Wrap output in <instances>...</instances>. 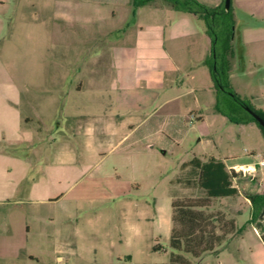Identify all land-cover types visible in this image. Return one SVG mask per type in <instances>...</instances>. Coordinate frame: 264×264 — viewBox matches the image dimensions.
<instances>
[{"label": "rangeland", "instance_id": "rangeland-1", "mask_svg": "<svg viewBox=\"0 0 264 264\" xmlns=\"http://www.w3.org/2000/svg\"><path fill=\"white\" fill-rule=\"evenodd\" d=\"M253 2L238 13L235 49L245 27L264 26V0ZM161 15L155 8L137 10L130 0H0V264H170L177 189L171 181L182 163L198 156L232 164L248 150L264 161L258 125L235 124L211 107L209 147L190 127L182 142L157 144L142 168L119 165L121 132H93L113 113L115 64H124L125 76L135 74L126 65V45L135 44L140 23ZM189 16L202 35L196 36L200 46L190 41L176 55L185 65L202 56L204 40L211 49L205 23ZM245 59L233 68L231 85L240 96L239 84L262 76ZM201 68L213 86L208 67ZM253 84L254 93L264 92ZM149 145L143 142L145 153ZM29 170L35 178L25 176ZM263 178L255 182L264 193ZM222 204L232 217L242 212L238 225L246 228L241 249L236 240L222 249L225 263L259 264L264 211L252 224L244 198ZM60 242L71 246L64 261ZM199 264L221 263L206 255Z\"/></svg>", "mask_w": 264, "mask_h": 264}, {"label": "crops", "instance_id": "crops-1", "mask_svg": "<svg viewBox=\"0 0 264 264\" xmlns=\"http://www.w3.org/2000/svg\"><path fill=\"white\" fill-rule=\"evenodd\" d=\"M198 1L211 8L220 7L223 3V0ZM253 1L232 0L235 15L234 40L237 35L238 13L242 12L244 7L251 6L254 3ZM130 3L135 7L134 0H130ZM136 8L137 10L155 8L157 12H162L163 16H152L150 19L145 20L146 23H140L137 27L134 37L135 44L126 45L131 52L126 65L134 67L135 74L125 76L121 71L124 64L119 62L115 64L113 70L118 77L117 91L115 98L108 105L113 113L107 120L96 123L92 128L95 134L100 133V131H110L113 134L121 132L123 134L117 145L120 148L121 155L119 165L124 167L127 165L121 163H129V168H137L138 166L142 168L143 157L150 155L151 150H154L157 144L166 146L165 143L169 140L178 141L176 138H180V142H182L185 130L190 127L197 130L200 143L205 147H209L208 136L210 132L208 130V133H206L209 127L206 117L210 107L216 110L214 85H208L206 74L201 73V67H206L205 60L210 52L205 40L202 43L203 54L199 59L195 58L192 63H186L187 65H185V62L176 59V55L185 49H183L184 45H186L185 47L189 46L188 42H192L193 45L191 46H200L196 36L202 34L193 26V20L189 16L193 14L176 11L163 0H156L144 7ZM204 35L208 36L207 27L204 28ZM240 40L241 43L238 45V49H235L233 44L234 56L231 59L230 71L231 84L235 85L233 68L237 59L240 58L244 65L245 57H247L255 75H262L257 81L254 78V83L264 87V26L253 27L249 25L245 27ZM241 80L237 79V81ZM253 81L239 84L237 90L241 92V96H245L246 99L250 100L257 109L264 110V92L261 94L254 93L253 87L255 85ZM79 88L82 87L79 86ZM210 95H213V99H210ZM145 140H149L150 143L154 144L149 145L147 148L148 153H145L143 149ZM258 157L256 150H248L245 157H236L235 162L227 164L229 168H237L235 169L237 172L249 170V168L257 169L255 173H239V177L235 181V185L241 192L239 199H245L251 215L253 208L245 194H263L259 190L261 185L259 184L258 187L255 182L256 179L264 176V166H259L263 161L258 160ZM103 161L105 163V159ZM70 163H72V160ZM30 168L32 169V166ZM25 176L35 178L31 170L26 172ZM237 213L240 215L242 212L238 211ZM262 222L264 223L263 216L261 218ZM243 238L244 236L242 239H236V243H238L236 245L239 249H241L242 241H244ZM260 238L258 254L263 259L262 261L259 260V264H264V240L262 237ZM69 247H71L69 242L66 244L65 242L59 243L58 255L61 261L65 260L64 249ZM252 255H255V253ZM223 256L224 254L221 253L216 256L220 259L221 264H239L235 259H228V263H225Z\"/></svg>", "mask_w": 264, "mask_h": 264}, {"label": "trees", "instance_id": "trees-1", "mask_svg": "<svg viewBox=\"0 0 264 264\" xmlns=\"http://www.w3.org/2000/svg\"><path fill=\"white\" fill-rule=\"evenodd\" d=\"M156 0H134L135 7H144ZM173 9L198 16L205 22L211 49L205 60L216 92V110L238 125L257 124L264 136V128L247 111L250 108L264 119V110L242 98L230 81L231 59L234 56L235 15L226 10V0L220 7L211 8L198 0H163ZM239 173L217 158L195 156L182 163L180 173L171 181L173 231L170 264H198L206 255L218 256L230 241L242 239L245 227L238 225L237 213H231L222 204L229 198L241 196L235 185ZM252 224L264 211V193L248 194ZM264 240V237H263Z\"/></svg>", "mask_w": 264, "mask_h": 264}, {"label": "water", "instance_id": "water-1", "mask_svg": "<svg viewBox=\"0 0 264 264\" xmlns=\"http://www.w3.org/2000/svg\"><path fill=\"white\" fill-rule=\"evenodd\" d=\"M231 5H232V0H226V4H225L226 10H229L231 8ZM246 109L260 123V125L264 128V119L261 116L257 115L250 108H246Z\"/></svg>", "mask_w": 264, "mask_h": 264}, {"label": "built area", "instance_id": "built-area-1", "mask_svg": "<svg viewBox=\"0 0 264 264\" xmlns=\"http://www.w3.org/2000/svg\"><path fill=\"white\" fill-rule=\"evenodd\" d=\"M259 166H264V161L263 162H261L260 164H259ZM230 169H233V170H235V169H237V168H230ZM236 171V170H235ZM257 171V169L256 168H253V169H250L249 168V170H240L239 172H237V173H255Z\"/></svg>", "mask_w": 264, "mask_h": 264}]
</instances>
